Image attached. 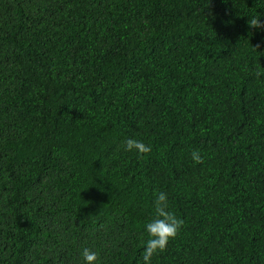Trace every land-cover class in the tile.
Listing matches in <instances>:
<instances>
[{
  "label": "trees",
  "instance_id": "trees-1",
  "mask_svg": "<svg viewBox=\"0 0 264 264\" xmlns=\"http://www.w3.org/2000/svg\"><path fill=\"white\" fill-rule=\"evenodd\" d=\"M161 191L151 264H264V0H0V264H143Z\"/></svg>",
  "mask_w": 264,
  "mask_h": 264
},
{
  "label": "clouds",
  "instance_id": "clouds-1",
  "mask_svg": "<svg viewBox=\"0 0 264 264\" xmlns=\"http://www.w3.org/2000/svg\"><path fill=\"white\" fill-rule=\"evenodd\" d=\"M250 26L259 28L260 20L252 18ZM122 149L125 152H135L137 155H146L151 152V146L142 140L125 138L122 141ZM191 160L194 163H201L203 156L199 151L191 152ZM152 217L144 223L143 232V264H151L152 257L162 253L170 240L175 239L183 220L179 219L176 213L170 208L168 196L165 192H156L152 200ZM82 264H99V256L96 251L83 248L80 253Z\"/></svg>",
  "mask_w": 264,
  "mask_h": 264
}]
</instances>
